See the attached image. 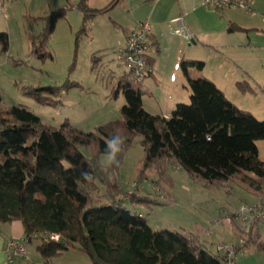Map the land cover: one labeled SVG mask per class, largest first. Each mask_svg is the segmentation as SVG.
<instances>
[{
    "label": "trees",
    "instance_id": "obj_1",
    "mask_svg": "<svg viewBox=\"0 0 264 264\" xmlns=\"http://www.w3.org/2000/svg\"><path fill=\"white\" fill-rule=\"evenodd\" d=\"M118 2L113 0L104 9L92 10L88 0H78L75 8L82 15L79 36L86 33L95 17L107 13ZM71 7L52 12L45 19L42 34L31 36L32 53L38 59L50 58L41 51L56 23ZM237 30L233 25L229 28L231 33ZM0 44L1 52L6 53V33H0ZM145 46L143 58L150 68L147 41ZM98 60L91 58L92 67ZM118 62L126 68L122 61ZM189 68L201 71L204 63H181L188 80L190 104L176 105L167 119L151 115L142 107L141 87L149 75L138 84L127 68L114 93H121L125 100L121 119L91 133H83L68 122L58 128L47 126L25 108L3 110L0 106V225L20 222L28 245L37 244L43 264H50L69 249L87 255L91 264H225L226 256L203 249L197 234L186 230L156 232L145 217L124 206L129 198L149 209L158 205L146 196L136 195L146 182L156 190L155 194L169 199L168 190L173 184L169 172L176 166L207 190L222 191L231 197L233 186H237L264 202V163L256 147L264 140V121L238 109L212 82L190 80ZM237 88L242 93L251 92L241 83ZM61 90L28 89L25 95L38 105L56 106L59 103L53 98ZM113 136L122 140L120 151L115 161L103 166L99 156H108V142ZM134 137L141 138L145 156L133 190L127 191L119 183L117 171ZM83 150L92 156L87 157ZM239 208L225 215L226 222L236 226L239 240L243 241L236 255L251 247L264 254L259 230L264 223L240 230L236 223ZM52 236H58V240Z\"/></svg>",
    "mask_w": 264,
    "mask_h": 264
},
{
    "label": "rangeland",
    "instance_id": "obj_2",
    "mask_svg": "<svg viewBox=\"0 0 264 264\" xmlns=\"http://www.w3.org/2000/svg\"><path fill=\"white\" fill-rule=\"evenodd\" d=\"M5 2V7H0V33L8 35L9 48L6 53H3L0 44L1 108L7 110L10 107H22L40 118L47 126L58 128L68 122L83 133L94 132L100 126L120 120V109L125 104V100L121 93L114 94L118 82L113 78L115 75L113 72L119 74L126 68L117 60L118 40L121 41L122 38L120 30L111 24L110 17L98 16L93 25L91 23L88 25L86 33L79 36L82 19L75 8L78 0H18L16 3L5 0ZM253 2L251 15L243 11H232L235 18L244 26L254 29L233 34L235 35L233 39L234 45L245 44L249 40L250 47L256 48L253 51L240 48L237 52H243L244 59L241 60L244 65L241 63L240 65L245 68V71L251 72V75L243 72L245 80L250 82L252 87L257 82L258 86L264 90V72H260L251 63L255 60L257 66H264V59L260 57L264 55V0H253ZM67 5L72 7L66 12L64 18L56 23L53 34L41 51V54H49L50 58L38 59L32 53L31 36L39 37L46 27L45 19L52 12ZM227 12L229 16L231 13ZM202 54L200 57L203 56ZM93 56L99 59V64L95 67H92L91 63ZM231 58L232 55L229 57L230 61ZM213 61L215 60H211L210 64ZM233 64L230 62L231 67L234 66ZM249 76L253 79H249ZM47 87L62 88L61 92L53 98L58 101V105L41 106L25 95L28 89ZM259 91L258 88L257 96H249L244 98V101L255 99V103L251 104L250 108L259 120H263L264 93ZM183 104L189 105L190 99H186ZM247 106H250L249 103ZM83 151L87 157L92 156L91 152ZM144 156L141 138L134 137L117 171L118 181L127 191L133 190L135 185L133 181L138 178ZM99 161L103 166H108L112 162L107 155H100ZM169 175L173 181L168 190L169 199L164 195L155 194L154 188L146 195L139 193L141 191L145 193L144 188L149 191L150 184L146 182L142 184L143 189L141 187L138 192H135L136 195L146 196L158 205L149 209L136 204L129 198L124 203L125 208L131 213L139 212L144 215L146 220H149V227L151 226L156 232L163 230L179 232L184 226L194 222L199 224L203 227L201 233L210 231L204 239L213 244V247L212 245L208 247L212 254L215 253L216 246L228 245L226 243L229 240L233 242L237 228L235 225L231 228L226 225V213L219 209L222 207L228 213H234L236 207H240L241 204L253 202L248 193L245 194L244 190L235 186L231 197L218 192L217 195L220 197L218 200L215 198L216 190L201 188L200 184L192 180L189 184L185 172L175 175L171 170ZM182 177L186 180H182ZM186 187H193V192H186ZM210 195H213L212 197L218 202L215 206L209 199ZM214 221L217 224L225 223L211 230ZM261 232L264 236L263 227ZM235 264H264V254L252 248L244 249L236 256Z\"/></svg>",
    "mask_w": 264,
    "mask_h": 264
},
{
    "label": "crops",
    "instance_id": "obj_3",
    "mask_svg": "<svg viewBox=\"0 0 264 264\" xmlns=\"http://www.w3.org/2000/svg\"><path fill=\"white\" fill-rule=\"evenodd\" d=\"M112 1L113 0H88V6L92 10H101L106 8ZM253 3L252 0V12H245L247 15L253 14ZM229 11L231 13L229 16V12L216 13L203 7L201 0H119L111 10L98 16H109L113 27L120 30L122 39L121 41L118 40L119 46L117 49H121L124 46L127 36L140 23L145 21L150 23L152 31L147 38V43L150 46L148 55L149 61H151L150 69L152 73L145 79L141 87L142 107L149 114L167 119L170 117L176 105L183 104L186 99H190L188 80L181 69V63L183 61H200L204 63V68L201 71L189 68L187 71L188 78L190 80L206 79L212 82L234 106L242 111L251 113L259 120L257 118L258 116L254 114L250 108L251 104L255 103V99L254 101H244V98L257 96L258 88L263 93L264 90L258 86L256 81L259 80H254L256 82V84L253 85L254 87L250 85V82L245 80L243 72L248 75H251V72L248 70L245 71V68L240 65V63L244 65L243 60H241L244 59L242 58L243 52H237L240 48L247 51H253L256 50V48L250 47L251 42H249V40L245 44L234 45L235 42L233 39L235 36L233 34L254 29L244 26L241 21L235 18L236 16L233 15L234 13H232V11L239 10ZM78 13L82 19L81 13ZM97 17L92 20L91 25H93ZM177 18L182 19L186 31L192 36L193 40L191 43L186 42L182 37L174 34V31L179 28L178 24L173 22ZM231 25L238 28V30L231 33L229 31ZM201 54L203 55L202 57H200ZM230 55H232L231 61L229 60ZM260 57L264 59V55ZM213 59L215 61L210 64V61ZM230 62L234 63L233 67L230 66ZM251 63H253L260 72H264L263 65L257 66L255 60ZM209 65H211V67H209ZM125 73L126 69H123V72L119 74L113 72V74H115L113 78L119 83L123 80ZM249 79L252 80L253 77L249 76ZM239 83L249 87L251 92H240L237 88V84ZM248 103L250 106H247ZM259 121H264V119ZM256 147L259 159L264 163V140L257 142ZM175 168L172 169L175 175L182 172L179 167L176 166ZM185 176H187V174ZM186 178L188 180L187 182L190 184L191 179L188 176ZM182 180L185 181L186 179L182 177ZM201 188L204 187L202 186ZM234 188L235 186H233V189ZM144 191L145 193L143 191L139 193L145 195L151 193L153 187L150 185L149 191L147 188H144ZM186 192H193V187H186ZM216 192L215 198L220 200L217 194L222 191L216 190ZM212 196L210 195L209 199H211V203L215 206L218 202ZM249 198L253 200V202L248 203V205L258 202V199L251 195H249ZM238 208L239 207H236L235 212ZM219 210L228 213V211L224 210L222 207ZM136 213L144 217L141 213ZM230 213L232 212L228 214ZM216 221L212 223L211 230L225 223L222 222L221 224H217ZM147 223L150 225L148 219ZM226 225L231 228L233 224L226 222ZM262 227L264 228V225ZM182 229L183 231L186 230L197 234L200 243L203 245V249L209 251L208 247L210 245L213 247V244L204 239L205 235L210 234V231L201 233L203 227L199 224L194 222L191 225L184 226ZM182 229L179 230V232H181ZM259 230L261 239L263 240L264 236L261 232V228ZM233 237L235 240L233 242L229 240L226 244L238 243L239 234L237 230ZM22 238H24V229L20 222L0 225V264H8L4 254L6 241ZM36 246L37 244L35 242L29 243L26 258L18 260L13 264H43L42 259L36 251ZM216 247L214 248V254H216ZM251 248L253 250L255 249V247ZM50 264H91V261L84 253L75 249H69L55 258Z\"/></svg>",
    "mask_w": 264,
    "mask_h": 264
},
{
    "label": "built area",
    "instance_id": "obj_4",
    "mask_svg": "<svg viewBox=\"0 0 264 264\" xmlns=\"http://www.w3.org/2000/svg\"><path fill=\"white\" fill-rule=\"evenodd\" d=\"M7 1V0H6ZM7 2L16 3L18 0H9ZM203 7L216 13H226L229 10H239L247 13L252 12V0H201ZM5 0H0V7L4 8ZM173 22L178 24L179 28L174 31L186 42H192V36L186 31L182 19L177 18ZM152 27L148 21L140 23L129 36L124 48L118 55V60L122 61L127 70L131 73L132 79L136 83H141L145 77L152 73L147 66L143 55L146 50L145 43L147 37L151 34ZM236 223L240 230L248 229L252 224L262 225L264 223V202H258L254 205H242L236 215ZM53 240H58V236H52ZM243 244L239 240L238 244H229L218 246L216 251L226 256L225 264H235L236 249ZM28 241L26 238L11 239L6 241L4 254L8 264H13L18 260H23L27 256ZM242 253V251H241Z\"/></svg>",
    "mask_w": 264,
    "mask_h": 264
},
{
    "label": "clouds",
    "instance_id": "obj_5",
    "mask_svg": "<svg viewBox=\"0 0 264 264\" xmlns=\"http://www.w3.org/2000/svg\"><path fill=\"white\" fill-rule=\"evenodd\" d=\"M122 140L119 136H113L108 142L107 154L109 161L116 160V154L120 151Z\"/></svg>",
    "mask_w": 264,
    "mask_h": 264
}]
</instances>
